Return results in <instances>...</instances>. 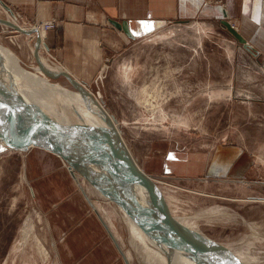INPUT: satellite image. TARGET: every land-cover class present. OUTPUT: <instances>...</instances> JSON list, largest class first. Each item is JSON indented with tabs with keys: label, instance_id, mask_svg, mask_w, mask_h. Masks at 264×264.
Wrapping results in <instances>:
<instances>
[{
	"label": "rangeland",
	"instance_id": "obj_1",
	"mask_svg": "<svg viewBox=\"0 0 264 264\" xmlns=\"http://www.w3.org/2000/svg\"><path fill=\"white\" fill-rule=\"evenodd\" d=\"M11 28L0 23V43L35 71V31ZM39 45L50 70L58 63L42 41ZM122 64L136 68L130 82L119 77ZM107 66L102 103L136 161L156 179L169 210L187 216L196 224L193 233L221 255L237 264H264V58L244 48L221 21L199 19L141 36ZM48 81L77 90L64 75ZM141 97L155 103L156 111ZM30 157L41 159L38 173L57 170L73 179L58 156L33 145L23 151L0 142V264H26L25 253L29 264H60L43 208L30 194ZM81 176L77 185L103 205L101 213L128 264H146L120 208L102 200ZM188 248L196 250L189 255L196 263L206 261L209 252L215 255L199 243Z\"/></svg>",
	"mask_w": 264,
	"mask_h": 264
},
{
	"label": "crops",
	"instance_id": "obj_2",
	"mask_svg": "<svg viewBox=\"0 0 264 264\" xmlns=\"http://www.w3.org/2000/svg\"><path fill=\"white\" fill-rule=\"evenodd\" d=\"M2 2L28 26L37 21L55 20L57 25L52 30L44 33L34 30L35 42L38 35L43 34V46H47L49 56L74 77L88 83L102 99L107 63L119 57L126 45L172 22L225 18L252 45L256 56L264 58V0H0ZM124 23L127 32L123 29ZM26 28L33 31L31 25ZM38 162L42 161L36 157L27 159L28 181L43 208L59 263L128 264L109 222L101 213L103 205L66 172L38 173ZM97 191L103 194L99 193L102 200L117 206L102 190L97 188ZM123 220L127 224L124 217Z\"/></svg>",
	"mask_w": 264,
	"mask_h": 264
},
{
	"label": "bare ground",
	"instance_id": "obj_3",
	"mask_svg": "<svg viewBox=\"0 0 264 264\" xmlns=\"http://www.w3.org/2000/svg\"><path fill=\"white\" fill-rule=\"evenodd\" d=\"M12 12L5 9L2 3H0V19H2V21L0 20V23L11 26V29L15 32H28L26 27H29L30 25L28 26L25 23L20 22ZM31 28L36 31H43V29L39 28L37 30V28L32 25ZM39 36L43 43V34H40ZM41 49L42 47L39 44L38 48L33 47L35 56L38 54L39 63L34 66L33 69H35V71H30L19 63L18 57L10 48L0 43V77L3 78L6 85V79L11 81L15 93V100L20 107L24 121L34 129H37V132H39L38 134L44 136L48 142L54 144H61L67 141L66 139L69 136L79 134L83 127L107 129L109 127V121L107 116L104 115L102 109L108 113L109 117H111V115L104 107L102 98L97 97L93 92V96L91 97L90 94L84 90V84L74 77L66 68L59 66L58 64L50 66V71L53 73H58L63 70L68 71L76 79L80 87H75L77 90H74L64 85L48 81V76L41 67L43 66L46 68L47 66L44 62L45 58L40 54ZM45 49L48 51L47 46H45ZM256 54L257 53H255V55ZM137 65L140 66L141 64ZM134 67L135 66L129 64H122L119 66L118 73L120 74L119 77H121V81L125 82L126 80V82H130V80H132V75L136 69H134ZM2 86H4V84H2ZM2 86H0V129L2 125H10L9 121L5 119L4 114L1 112V106L7 98V92ZM151 86V91H155V86ZM142 91L144 93L147 92V87L143 88ZM92 98H95L101 107L98 106ZM140 99L141 102H144L148 104L150 108H153V112L156 111L155 103L151 102V100L146 97L145 99L144 97H141ZM185 120L190 121V118H186ZM115 126L119 131L117 123H115ZM33 146L39 148V150L42 149L58 156L64 167L67 168L68 172L73 177L75 183H77L76 180L78 176L82 175L83 179L102 190L108 195L109 200H112L117 204L127 222L130 235L135 241L136 247L140 249V253L142 252L145 262L149 264H237L232 260L233 258L231 256L230 258L227 255H221V253L216 252V247L212 246L210 241H204L199 233H196L195 231L193 233L196 224L192 221L188 222V220H186L187 216L184 217L183 215L173 214L170 211L173 218L189 233V239L187 238L188 247L189 243H194V240L192 239L195 237V240L198 241L197 243L205 246V248L207 247L215 251V255L212 254V252L207 253L208 257L205 256V258L207 257L206 261L196 263V259L192 260L189 256L190 253L193 254L196 252L195 249L188 248V251L177 249L173 251V260L171 261L168 242L166 241L167 236L165 229H163L168 226L165 224L164 226L160 221L157 210L151 203L148 190L140 182L135 181L132 174L129 172L125 175L110 173V171L106 169L107 165H80L75 167L67 164L60 155L42 147L36 145ZM76 151L83 154H102L104 148L101 145L96 144L93 139L86 138V142L80 145ZM130 153L132 154L131 151ZM133 158L140 169L145 172L134 156ZM145 174H147L153 181H156L151 174L146 172ZM101 185H104L106 190H103ZM29 188L30 194L36 199L34 187L29 186ZM131 198L137 200V202L133 203ZM139 199L141 200L140 202ZM45 226L48 231L46 224ZM210 245L211 247H209ZM23 256L24 259L22 260H24L26 264H29L31 261H29V255L25 253Z\"/></svg>",
	"mask_w": 264,
	"mask_h": 264
},
{
	"label": "water",
	"instance_id": "obj_4",
	"mask_svg": "<svg viewBox=\"0 0 264 264\" xmlns=\"http://www.w3.org/2000/svg\"><path fill=\"white\" fill-rule=\"evenodd\" d=\"M2 5L6 9H9V6L3 2ZM224 16H226L225 13ZM0 20L2 21V19ZM221 22L237 39V41L244 46V48H246L251 53H256V50L252 47V45L246 41L240 32L227 19L223 18ZM123 29L127 32L125 23L123 24ZM39 42L40 36L38 35L35 43L36 47L38 46ZM41 67L48 76L56 77L58 75H64L67 77V79H69L74 87H80L76 79L68 71L63 70L58 73H53L43 66ZM6 81L7 85L4 83L3 78L0 77V86L4 84L2 87H4L5 91L7 92V98L1 106V112L4 114L5 119L9 121L10 125H2L0 129L1 142L11 149L24 151L27 150L31 145L42 147L60 155L66 162L69 163V165L75 167L80 165H107L106 169L109 170L110 173L125 175L129 172L133 175V179L135 181L140 182L148 190L151 203L156 208L160 221L163 223V225L165 224L168 226L167 228L164 227L163 229H165L167 236L166 241L168 242L169 256L171 261L173 260V251L177 249L188 251L186 235L189 233L173 218L167 202L165 201L161 190L158 188L155 182L135 163L132 154L125 145L121 134L113 122L115 119L112 118V120L108 113L104 109L100 108L102 109L104 115L107 116L109 121V127L107 129L104 130L100 128L83 127L79 134L69 136L66 139L67 141L61 144L50 143L45 139L44 136L38 134L39 132H37V129H34L24 121L20 107L17 105L15 100V93L13 91L11 81L8 79H6ZM93 100L98 106L101 107L95 98ZM86 138H91L96 144L101 145L104 148L102 154H83L76 151L80 145L86 142ZM195 239V237L192 239L194 240V244L198 242Z\"/></svg>",
	"mask_w": 264,
	"mask_h": 264
},
{
	"label": "built area",
	"instance_id": "obj_5",
	"mask_svg": "<svg viewBox=\"0 0 264 264\" xmlns=\"http://www.w3.org/2000/svg\"><path fill=\"white\" fill-rule=\"evenodd\" d=\"M56 21L55 20H45V21H37L34 22L32 26L36 27L37 30L43 29V31L52 30L56 27Z\"/></svg>",
	"mask_w": 264,
	"mask_h": 264
},
{
	"label": "snow or ice",
	"instance_id": "obj_6",
	"mask_svg": "<svg viewBox=\"0 0 264 264\" xmlns=\"http://www.w3.org/2000/svg\"><path fill=\"white\" fill-rule=\"evenodd\" d=\"M149 27V30H150V26H148Z\"/></svg>",
	"mask_w": 264,
	"mask_h": 264
}]
</instances>
